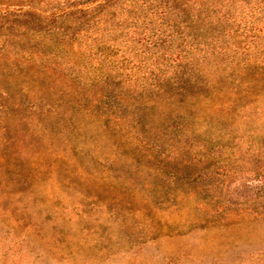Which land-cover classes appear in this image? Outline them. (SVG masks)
<instances>
[{
	"label": "trees",
	"instance_id": "16d2710c",
	"mask_svg": "<svg viewBox=\"0 0 264 264\" xmlns=\"http://www.w3.org/2000/svg\"><path fill=\"white\" fill-rule=\"evenodd\" d=\"M37 1L0 0V122L26 120L25 108L37 122L90 119L103 134L135 136L137 169L142 159L172 166L165 184L200 195L194 171L216 155L199 158L189 139L195 125L264 104V0ZM47 94L57 107L32 103ZM13 96L23 102L6 104ZM195 201L212 215L208 224L233 217L216 196Z\"/></svg>",
	"mask_w": 264,
	"mask_h": 264
},
{
	"label": "rangeland",
	"instance_id": "374dc122",
	"mask_svg": "<svg viewBox=\"0 0 264 264\" xmlns=\"http://www.w3.org/2000/svg\"><path fill=\"white\" fill-rule=\"evenodd\" d=\"M44 98L32 103L56 105ZM20 102L13 96L6 104ZM260 111L229 122L213 113L195 125L189 139L199 158L216 155L194 171L193 190L204 189L196 197L165 184L172 166L142 159L137 169L130 161L142 147L135 136L103 134L94 121L78 117L73 126L61 115L37 122L26 108V120L21 113L5 117L0 264H264V104ZM213 196L227 202L229 222L208 224L212 215L196 207L195 200Z\"/></svg>",
	"mask_w": 264,
	"mask_h": 264
}]
</instances>
